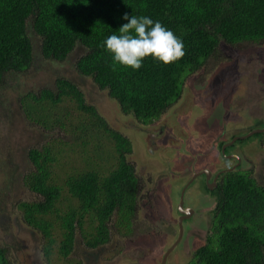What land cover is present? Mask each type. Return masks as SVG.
I'll use <instances>...</instances> for the list:
<instances>
[{
    "label": "rangeland",
    "instance_id": "1",
    "mask_svg": "<svg viewBox=\"0 0 264 264\" xmlns=\"http://www.w3.org/2000/svg\"><path fill=\"white\" fill-rule=\"evenodd\" d=\"M32 39L35 56L31 66L6 74L0 80V247L5 249L7 264H160L164 249L178 234L175 212L162 209L165 206L162 193L168 189L165 181L178 179L177 171L190 167L194 159L193 156L185 159L181 154L171 165L170 161L179 153L176 142L189 137L192 127L195 134L192 132L188 138V149L194 155H198L196 151L204 153L203 160L213 161L219 159L214 147L216 137L220 135L226 140L232 134L248 133L264 122V40L238 47L221 40L215 54L200 69L186 75L182 94L167 114L170 120L167 118L165 122L162 118L142 127L132 114L123 113L106 90L99 89L90 77L77 73L74 62L84 52L81 46H76L64 61H53L40 55L39 40ZM58 78L76 83L107 126L131 140L133 153L128 155V161L135 167L140 199L135 221L122 223L119 216L112 217L108 223V243L100 248H87L83 235L77 233L66 257L57 250L62 237L59 226L51 229L55 244L46 253L43 247L46 239L38 228L26 222L20 208L22 202L40 198L29 186V175L35 168L28 152L32 148L47 149L43 153L48 151L53 157L51 180L61 188L58 202L61 210L78 203L67 191V178L87 170L101 176L107 174L115 166L116 152L110 134L99 122H92L71 98L62 97L55 102L35 98L43 89L56 91ZM191 99L195 103L188 112ZM174 116L183 119L177 122ZM164 123L175 128L166 136ZM181 132L184 133L180 135ZM260 136L247 135L234 144L242 156L237 166L258 183L264 182V137L259 139ZM187 172L191 174V168ZM194 182V188L186 194L187 198L190 195L194 198L190 205L194 216L183 221L179 243L164 264H191L195 249L213 237L215 228L209 210L213 206L212 196H207L202 216L198 205L205 204V197L199 196L195 189L201 179ZM163 194L168 198L167 193ZM84 213L85 235L93 231L96 222L91 212Z\"/></svg>",
    "mask_w": 264,
    "mask_h": 264
},
{
    "label": "trees",
    "instance_id": "2",
    "mask_svg": "<svg viewBox=\"0 0 264 264\" xmlns=\"http://www.w3.org/2000/svg\"><path fill=\"white\" fill-rule=\"evenodd\" d=\"M125 12L149 16L171 29L183 40L184 57L164 65L149 56L137 71L113 68L104 41L114 32L119 34ZM32 37L39 40L40 55L53 61H64L81 46L84 52L74 62L77 73L106 90L124 114L147 125L175 103L186 75L200 69L221 40L234 47L264 40V0H0V80L34 62ZM55 89H43L35 98L53 102L71 98L110 134L116 152L115 166L107 174L87 170L67 178V191L78 203L66 210L58 207L61 188L51 180L53 157L43 153L47 149L28 152L35 168L29 186L40 198L22 202L20 208L26 222L46 239V253L55 244L51 229L59 226L62 237L57 250L66 257L77 233L83 235L87 248L100 247L109 241L112 217L119 216L122 223L135 218L139 180L128 161L132 148L128 137L107 126L76 83L58 78ZM259 134V139L264 137V132ZM213 193L215 231L196 249L193 264H264V182L258 183L246 171H228ZM84 212H91L96 222L85 235ZM4 255L0 247V264H7Z\"/></svg>",
    "mask_w": 264,
    "mask_h": 264
},
{
    "label": "flooded vegetation",
    "instance_id": "3",
    "mask_svg": "<svg viewBox=\"0 0 264 264\" xmlns=\"http://www.w3.org/2000/svg\"><path fill=\"white\" fill-rule=\"evenodd\" d=\"M246 43L253 44V43H259V42H243V45H245ZM181 94H182V92H181ZM181 94H180V96H181ZM180 96H179V98H180ZM193 103H195V102H193V99H191L190 105L187 106V110H189L188 112L191 111V104H193ZM220 103H222V102H220ZM169 111H170V108L165 113H163L157 120H160L163 118V120H165V122H166V119L168 118V121H169L170 118L167 115ZM188 116H189V113H188ZM175 118H176L177 122H181L183 119V118H178V117H175ZM170 124L171 123H164V126H163V130L165 131L164 136L170 134L169 130L175 129L174 127L173 128L168 127V125H170ZM259 124L261 125L260 127H258ZM259 124H258V126L256 125L255 127H257L256 129H260L261 131H254L255 130V129H253L254 127H251V129H253V130H251V131L249 130L248 133H244V134H240V135L239 134H232L229 138H226V140H224L220 135L218 138L216 137L214 147H215V150H216V153H217L219 159L215 158V159H213V161H211L208 158L203 160L204 157L202 155L204 153L202 154L200 151H196V152H198V155L197 154L194 155L192 149L191 148L188 149V145H187L188 138L191 136V134L193 132L191 126H188V127H191L190 130L188 128L189 133H190L189 137L187 135V137L182 139L181 142H179V141L176 142L177 147L179 148V153L175 154L174 158L171 160L172 162L170 161L171 165L173 163V160H175L176 156H179L181 154L184 155V157H186L185 159H187L188 157H190V158L194 157V159H193L190 167H186V168L180 169V171H177L180 174V177H177L178 179H175V180H173L174 178L169 179V181L171 180V182H172V184H171V185H173L172 187H170L171 185L169 184V181H165L168 189H166L167 191L163 190V193H167L168 198L166 197L165 194L162 193V195L165 198V201H164L165 206L162 209L163 210H169V212H171L173 210L175 212V214L177 216L176 224L178 226V234H177V238L174 239L172 241V243L164 249V253H163V256L161 257L160 264H164V262L166 260H168V257L170 256V254L175 251L174 248L179 243V240H178L179 233L183 232V221L194 216L195 211L190 206L191 201H194V198L192 195L188 196V198L186 197V194L187 193L190 194L191 190L194 188L193 185L196 183V182H194V180L196 181L197 179H201V184H199V185L196 184L195 189L196 190L198 189L197 193L199 196L205 197V204L198 205L200 208H202V210H201L202 216L204 215L203 214L204 206H206V204H207V200H208L207 196L209 194L212 196L213 206L209 210L212 211V222H213V215H214L213 209L216 206V196L213 193V191L218 189L219 182H221L223 175L226 172L233 171V170L242 171L240 169V167L237 166V165H240L239 162H240V159H242V156H241V153H238L236 151L237 148L234 146V144L238 139L246 138L247 135L250 136L252 134L259 133V132L263 133L264 132V122L261 121ZM141 125H142V127H144L143 124H141ZM193 129H194V126H193ZM183 133L184 132H181L180 135H182ZM194 134L195 133L193 132V135ZM242 147H244V146H242ZM242 147H239L238 149H240ZM132 151H133V148H131L130 153H127V154L130 155L131 153H133ZM184 157H182V158H184ZM177 159H178V161L181 160L179 158H177ZM203 162L204 163L206 162V164L203 167H200V166H202L201 164ZM188 168H191V174H189L187 172ZM181 171L183 173L188 174V175H186V174L182 175ZM158 196L162 197L161 195H158ZM139 201H140V199H139ZM139 201H138V205H137L136 210L139 209ZM136 214H137V211H136ZM136 214H135V218H136ZM188 216H190V217L188 218ZM180 218H181V224H179ZM180 228H182L181 231H180ZM100 247H102V246H100ZM100 247H95V248H100ZM195 251H196V249H195ZM195 251L192 254L193 259H192L191 264H193V262L195 260V257H194ZM179 257H180V255H179ZM36 263L41 264V262H36Z\"/></svg>",
    "mask_w": 264,
    "mask_h": 264
},
{
    "label": "clouds",
    "instance_id": "4",
    "mask_svg": "<svg viewBox=\"0 0 264 264\" xmlns=\"http://www.w3.org/2000/svg\"><path fill=\"white\" fill-rule=\"evenodd\" d=\"M126 21L104 41V47L112 58V66L139 70L149 56L164 65L178 62L185 55L183 40L160 21L149 16L125 12Z\"/></svg>",
    "mask_w": 264,
    "mask_h": 264
},
{
    "label": "water",
    "instance_id": "5",
    "mask_svg": "<svg viewBox=\"0 0 264 264\" xmlns=\"http://www.w3.org/2000/svg\"><path fill=\"white\" fill-rule=\"evenodd\" d=\"M254 131H261L260 129H255ZM179 224H181V218L179 219ZM182 228H180L181 231Z\"/></svg>",
    "mask_w": 264,
    "mask_h": 264
}]
</instances>
